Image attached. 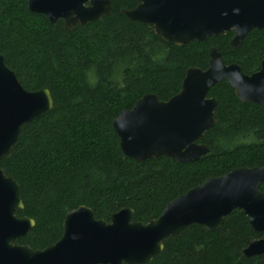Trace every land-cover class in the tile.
I'll list each match as a JSON object with an SVG mask.
<instances>
[{
	"label": "trees",
	"instance_id": "1",
	"mask_svg": "<svg viewBox=\"0 0 264 264\" xmlns=\"http://www.w3.org/2000/svg\"><path fill=\"white\" fill-rule=\"evenodd\" d=\"M108 16L71 32L62 20L28 11L26 0H0V55L29 91L47 89L52 108L24 125L9 158L0 160L5 175L19 187L23 209L35 225L19 245L44 249L62 235L65 214L79 206L96 219L133 210L132 220L147 223L165 205L208 177L239 167H264V109L237 99L223 79L208 91L217 102L215 124L199 144L209 152L192 163L165 156L136 161L120 150L112 120L143 95L166 101L180 91L189 67L208 68L215 47L225 64L245 74L264 58V29L251 30L239 48L233 32L182 46L166 42L149 24L130 21L122 10L138 0H110ZM264 193V182L259 186ZM255 232L239 209L215 232L191 225L164 241L146 264H264V253L244 257Z\"/></svg>",
	"mask_w": 264,
	"mask_h": 264
},
{
	"label": "water",
	"instance_id": "2",
	"mask_svg": "<svg viewBox=\"0 0 264 264\" xmlns=\"http://www.w3.org/2000/svg\"><path fill=\"white\" fill-rule=\"evenodd\" d=\"M30 13L45 16L51 24L62 20L66 31L108 16L110 0H26ZM130 21L149 24L166 42L182 46L233 31L230 47L239 48L253 29H264V0H138L122 10ZM206 70L189 67L180 91L166 101L143 95L131 109L112 120L121 152L136 161L162 156L192 163L209 152L199 144L215 124L217 102L208 91L223 79L237 99L264 109V58L258 71L242 72L237 64H225L221 53L209 50ZM53 106L47 89L29 91L18 81L0 55V160L9 158L21 128ZM264 167H239L222 176L208 177L199 185L168 202L156 219L135 222L133 210L122 209L109 221L96 219L92 210L79 206L68 211L62 235L51 246L31 249L19 245L33 226L23 209L17 182L0 168V264H146L163 250L168 237H176L191 225L217 231L235 209L250 227L264 233ZM264 253V238L252 241L244 257Z\"/></svg>",
	"mask_w": 264,
	"mask_h": 264
},
{
	"label": "flooded vegetation",
	"instance_id": "3",
	"mask_svg": "<svg viewBox=\"0 0 264 264\" xmlns=\"http://www.w3.org/2000/svg\"><path fill=\"white\" fill-rule=\"evenodd\" d=\"M230 32H233V31H230ZM233 35H234V32H233ZM233 35H232V37H233ZM232 37H231V38H232ZM229 43H230V41H229ZM261 61H262V60H261ZM231 64H232V63H231ZM259 66H260V65H259ZM258 69H259V68H258ZM258 69H257L256 71H258ZM256 71H254V72H256ZM254 72H252V73H254ZM252 73H251V74H252ZM244 74H245V73H244ZM251 74H246V75H251Z\"/></svg>",
	"mask_w": 264,
	"mask_h": 264
}]
</instances>
